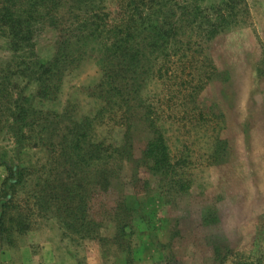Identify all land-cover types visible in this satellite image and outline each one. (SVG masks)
<instances>
[{"label": "trees", "instance_id": "obj_1", "mask_svg": "<svg viewBox=\"0 0 264 264\" xmlns=\"http://www.w3.org/2000/svg\"><path fill=\"white\" fill-rule=\"evenodd\" d=\"M249 8L247 0H0V37L11 53L6 77L17 73L27 81L16 83V98L5 94L14 105L0 121L17 154L27 147L42 154L32 167L0 155L8 171L0 188V249L48 218L63 238L96 240L103 253L137 264L138 252L150 249L139 233L152 213L144 203L161 198L175 204L186 196L180 201L192 204V183L179 177L183 166L174 161L167 136L179 116L161 111L147 88L169 71L174 80V58L190 62L214 37L248 24ZM49 30L54 53L44 59L37 39ZM87 59L101 74L81 88L86 102L69 100L61 111L47 107L57 101L65 76ZM257 70L264 77V55ZM182 73L192 77L190 68ZM138 195L146 199L132 206ZM175 212L169 239L157 235L149 242L153 264H191L176 252L187 218ZM188 213L203 229L210 264H264V253L235 252L224 230L211 224V211ZM188 252L197 257L196 250Z\"/></svg>", "mask_w": 264, "mask_h": 264}, {"label": "rangeland", "instance_id": "obj_2", "mask_svg": "<svg viewBox=\"0 0 264 264\" xmlns=\"http://www.w3.org/2000/svg\"><path fill=\"white\" fill-rule=\"evenodd\" d=\"M247 2L248 24L214 37L206 51L195 53L190 62L174 58V66H178L174 80L173 72L169 71L147 88L148 98L161 111L179 116L177 125L169 122L167 136L174 161L183 166L179 177L184 176L192 183H189L192 204L180 201L186 196L175 204L165 203L161 198L144 203L152 213L150 223L140 224L139 233L143 245L150 249L138 252L137 264H153L154 251L149 242L157 239V235L163 241L169 239L177 209L180 214L185 211L187 218L182 234L185 239L178 241L176 247L178 256L185 262L194 264L196 258L198 263L210 264L212 254L203 229L188 216V211L194 208L212 212L215 219L211 224L217 230H224L235 252L264 253V77L257 70L264 55V0ZM37 51L44 59L52 57V31L38 37ZM10 54L0 37V116L4 115L3 118L14 105H7L3 97L7 98L9 94H5L9 92L16 98V83L25 86L27 82L18 79L17 73L9 79L6 77L5 62ZM184 68L191 69L192 77L182 73ZM205 70L208 76L200 78ZM100 74L96 61L87 59L65 76L57 101L46 106L61 111L69 100L85 103L81 88L94 83ZM0 155L32 167L42 154L30 147L17 154L6 124L3 126L0 121ZM6 176L7 169L0 165V188ZM145 199L138 195L129 203L136 206L137 201ZM13 239L10 243L4 241L0 264H126L121 254L103 253L96 240L63 238L54 219H37L33 230ZM255 246L257 249L253 250ZM192 249L197 257L188 252Z\"/></svg>", "mask_w": 264, "mask_h": 264}]
</instances>
